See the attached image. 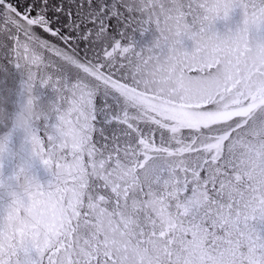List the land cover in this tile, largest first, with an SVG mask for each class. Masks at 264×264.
<instances>
[{"label":"snow or ice","instance_id":"1","mask_svg":"<svg viewBox=\"0 0 264 264\" xmlns=\"http://www.w3.org/2000/svg\"><path fill=\"white\" fill-rule=\"evenodd\" d=\"M0 102V264H264V0H0Z\"/></svg>","mask_w":264,"mask_h":264},{"label":"water","instance_id":"2","mask_svg":"<svg viewBox=\"0 0 264 264\" xmlns=\"http://www.w3.org/2000/svg\"><path fill=\"white\" fill-rule=\"evenodd\" d=\"M35 101L33 98L24 97L17 105V113L18 115H14L12 117L13 122L17 124L20 130L23 132L26 130L27 126L29 125L30 121L34 117H36L39 113V106L33 108ZM9 119L8 113L5 112L2 102H0V125H3ZM104 221V228L107 229L110 233L114 229V225L110 226V218L105 215L102 217Z\"/></svg>","mask_w":264,"mask_h":264}]
</instances>
